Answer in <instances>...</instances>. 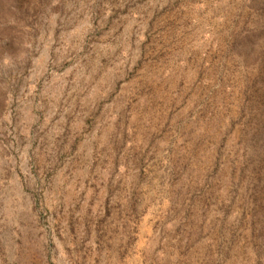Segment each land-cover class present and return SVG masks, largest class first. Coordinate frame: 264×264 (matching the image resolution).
I'll return each instance as SVG.
<instances>
[{
    "label": "rangeland",
    "instance_id": "374dc122",
    "mask_svg": "<svg viewBox=\"0 0 264 264\" xmlns=\"http://www.w3.org/2000/svg\"><path fill=\"white\" fill-rule=\"evenodd\" d=\"M0 264H264V0H0Z\"/></svg>",
    "mask_w": 264,
    "mask_h": 264
}]
</instances>
